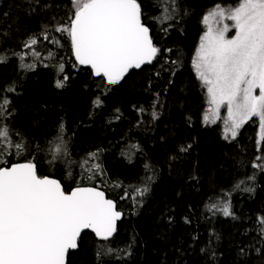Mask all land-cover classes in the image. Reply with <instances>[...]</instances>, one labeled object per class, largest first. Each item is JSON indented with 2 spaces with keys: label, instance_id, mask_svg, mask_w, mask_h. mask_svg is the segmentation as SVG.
Wrapping results in <instances>:
<instances>
[{
  "label": "trees",
  "instance_id": "1",
  "mask_svg": "<svg viewBox=\"0 0 264 264\" xmlns=\"http://www.w3.org/2000/svg\"><path fill=\"white\" fill-rule=\"evenodd\" d=\"M140 2L161 55L109 92L96 87L101 81L90 69L75 65L70 40L55 32L68 22L71 0H0V57L6 60L0 63V97L11 100L13 113L6 122L13 140L22 136L44 149L34 153L41 175L60 180L66 191L77 185L99 187L123 213L109 241L85 234L69 264H264L257 219L264 216V171L252 167L256 156H264V144L260 151L256 146L259 129L245 126L229 143L222 139L220 124L205 125L207 99L191 67L204 30L202 17L216 4L233 6L238 0H175V13L172 0ZM166 15L173 18L165 20ZM30 38L38 41V59L33 49L23 47ZM16 54H26L25 59ZM21 63L36 67L21 68ZM63 75L70 80L58 89L55 81ZM101 92L104 106L94 108L92 101ZM57 136L67 154L49 164ZM189 143L187 153L179 151ZM92 152L97 158L89 156ZM96 163L104 174L89 181L88 169ZM145 186L149 191L138 196L136 189ZM227 199L235 218L209 211L212 203ZM109 248L110 254L97 259V250Z\"/></svg>",
  "mask_w": 264,
  "mask_h": 264
},
{
  "label": "snow or ice",
  "instance_id": "2",
  "mask_svg": "<svg viewBox=\"0 0 264 264\" xmlns=\"http://www.w3.org/2000/svg\"><path fill=\"white\" fill-rule=\"evenodd\" d=\"M71 3L73 10L68 22L57 26L55 32L66 34L75 65L90 69V75L99 78L98 89L110 92L130 72L143 71L161 55L152 29L145 23L140 0H71ZM172 5L175 13V0ZM164 11L167 13L168 8ZM172 18L171 15L164 17L165 20ZM202 23L206 31L200 36L191 67L195 78L206 90L208 107L203 123L212 125L222 119V139L231 143L244 125L255 117L259 121L256 146L260 151L264 144V0H238L234 6L216 4L202 17ZM233 30L234 35L229 36ZM44 39H49L47 34ZM52 42L60 44L59 40ZM37 43L36 38H30L23 47L33 49L32 55L38 59L39 53L34 50ZM16 55L21 61L26 56ZM5 62L0 57V63ZM20 67L34 70L36 65L21 63ZM64 67L61 63L59 72L63 73ZM69 80V75H63L55 81V87L62 89ZM168 83H172L171 79ZM6 91L15 92V88ZM103 95L101 92L95 96L94 108L104 106ZM10 105L8 97H0V264H69V252L80 249L86 230L100 241H109L117 232V222L123 213L99 187L77 185L66 191L60 180L41 175L34 153L44 149L25 143L22 136L13 140L6 122L13 113ZM221 108L227 110L224 117H221ZM151 115L153 120L158 119L156 111ZM63 131L61 125L60 132ZM56 140L55 146L51 147L49 164L67 154L62 137L57 136ZM191 148L189 143L181 146L179 151L187 153ZM13 156L23 157V162H13L9 159ZM29 156L31 158H27ZM89 156L95 159L98 153L92 152ZM252 167L264 171V156H256ZM88 171L89 181L104 174L99 163L93 164ZM151 179L148 177L149 181ZM243 190L254 191V188ZM148 191L145 186L136 189V194L142 197ZM225 195L230 196L229 193ZM209 211L235 218L230 199L212 203ZM257 219L264 239V216ZM168 222L173 223L171 216H168ZM189 222L185 218V223ZM112 251L110 248L106 252L97 250L96 257L99 259Z\"/></svg>",
  "mask_w": 264,
  "mask_h": 264
},
{
  "label": "rangeland",
  "instance_id": "3",
  "mask_svg": "<svg viewBox=\"0 0 264 264\" xmlns=\"http://www.w3.org/2000/svg\"><path fill=\"white\" fill-rule=\"evenodd\" d=\"M222 6H227V5H223V4H221ZM234 6V5H233ZM228 23H231L230 21L228 22ZM204 31H206V27H205V25H204V30H203V32ZM229 36H231V35H234V30L232 31V32H230L229 34H228ZM203 92H204V95H205V97H206V90L205 89H203ZM207 99V98H206ZM207 107H208V105H207ZM227 115V110H226V108H221V117H224V116H226ZM221 125L222 127H223V120L221 119V120H219V121H217V123L216 124H213V125ZM248 125H250L251 127H258V129H259V121H258V119L257 118H253L251 121H249L247 124H245L244 125V127L245 126H248ZM244 127L241 129V132H242V130L244 129ZM259 131H260V129H259ZM248 141L247 142H250V138H248L247 139ZM244 151V154H246V151H245V149H243Z\"/></svg>",
  "mask_w": 264,
  "mask_h": 264
},
{
  "label": "water",
  "instance_id": "4",
  "mask_svg": "<svg viewBox=\"0 0 264 264\" xmlns=\"http://www.w3.org/2000/svg\"><path fill=\"white\" fill-rule=\"evenodd\" d=\"M54 179H56V178H54ZM70 191V190H69ZM103 191V190H102ZM107 196V195H106ZM108 198V197H107ZM118 210V209H117ZM119 211V210H118ZM123 217V216H122ZM122 220V219H121ZM121 220L120 221H118L117 222V229H118V225H119V223L121 222ZM87 233H92L90 230H86V232L83 234V236L85 235V234H87ZM93 235H95L94 233H92ZM116 234V233H115ZM114 234V235H115ZM98 239V238H97ZM77 251V250H76ZM76 251H72V250H70V252H69V257H70V255L72 254V253H74V252H76Z\"/></svg>",
  "mask_w": 264,
  "mask_h": 264
}]
</instances>
